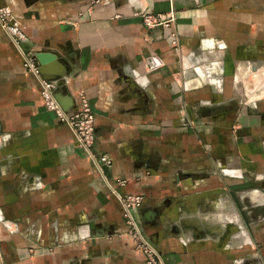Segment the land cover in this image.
Returning a JSON list of instances; mask_svg holds the SVG:
<instances>
[{
	"label": "crops",
	"instance_id": "obj_1",
	"mask_svg": "<svg viewBox=\"0 0 264 264\" xmlns=\"http://www.w3.org/2000/svg\"><path fill=\"white\" fill-rule=\"evenodd\" d=\"M0 6L25 25L26 48L58 56L44 65L65 70L68 109L86 92L93 151L112 160L100 170L46 108L0 27V264H145L105 177L143 196L165 264H264V0ZM141 7L175 20L149 28Z\"/></svg>",
	"mask_w": 264,
	"mask_h": 264
},
{
	"label": "built area",
	"instance_id": "obj_2",
	"mask_svg": "<svg viewBox=\"0 0 264 264\" xmlns=\"http://www.w3.org/2000/svg\"><path fill=\"white\" fill-rule=\"evenodd\" d=\"M98 1L95 0V2ZM135 15L142 16L145 26L149 28L159 24L169 26L175 20L174 14L147 13L146 8L142 11V7L135 12ZM116 16L119 17L120 15L118 14ZM0 27L8 35L16 48L23 53L24 66L27 71L38 79L46 108L54 111L61 121L66 122L72 128L78 143L82 145L100 170H102L103 163L110 165L112 160L109 156H98L93 151V145L96 139L95 114L86 92L83 90L78 91L77 105L74 108L65 109L57 98L56 89L58 83L56 80L46 79L42 76L36 63L35 54L30 49L27 50L23 47V43L28 41L25 25L7 6H0ZM160 65L161 60L158 57L150 56L147 59V67L149 70H154ZM105 180L110 189V193L117 197L122 204L123 219L128 227V234L131 236L135 246L145 253L147 258L145 264H165L156 247L145 236L142 222L138 216L144 203L143 196L140 194L121 193L120 189L127 183L125 178H116L114 182H111L105 177Z\"/></svg>",
	"mask_w": 264,
	"mask_h": 264
},
{
	"label": "water",
	"instance_id": "obj_3",
	"mask_svg": "<svg viewBox=\"0 0 264 264\" xmlns=\"http://www.w3.org/2000/svg\"><path fill=\"white\" fill-rule=\"evenodd\" d=\"M23 47L25 49H30V48H26V44L23 43ZM35 57H36V63L41 71V74L44 78L46 79H50V80H57L60 76H62V72H64L65 70H63L62 72L59 73H52L44 64L46 62H48L49 60H55L58 59V56L56 54H51L48 52H38L35 53ZM59 83V82H58ZM57 98L59 99V101L62 103V105L64 106L65 109H68L69 105L67 104V99L65 98L64 94H57Z\"/></svg>",
	"mask_w": 264,
	"mask_h": 264
},
{
	"label": "rangeland",
	"instance_id": "obj_4",
	"mask_svg": "<svg viewBox=\"0 0 264 264\" xmlns=\"http://www.w3.org/2000/svg\"><path fill=\"white\" fill-rule=\"evenodd\" d=\"M57 82V81H56ZM58 83V82H57ZM260 182H261V180H260ZM239 214V213H238ZM227 218H228V220L227 221H230V219H234V217L236 216V215H234L232 212H227ZM240 216V215H239Z\"/></svg>",
	"mask_w": 264,
	"mask_h": 264
}]
</instances>
